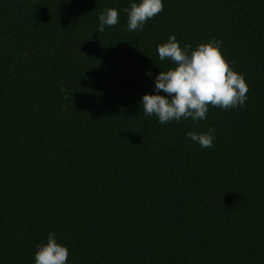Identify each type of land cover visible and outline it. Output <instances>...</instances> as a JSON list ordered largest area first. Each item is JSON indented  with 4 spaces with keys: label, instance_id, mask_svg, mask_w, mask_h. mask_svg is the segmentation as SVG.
<instances>
[{
    "label": "trees",
    "instance_id": "trees-1",
    "mask_svg": "<svg viewBox=\"0 0 264 264\" xmlns=\"http://www.w3.org/2000/svg\"><path fill=\"white\" fill-rule=\"evenodd\" d=\"M128 4L0 0V264H32L49 231L68 264H264V0H163L137 31ZM169 34L220 40L244 106L146 117ZM209 126L211 148L185 135Z\"/></svg>",
    "mask_w": 264,
    "mask_h": 264
},
{
    "label": "clouds",
    "instance_id": "clouds-1",
    "mask_svg": "<svg viewBox=\"0 0 264 264\" xmlns=\"http://www.w3.org/2000/svg\"><path fill=\"white\" fill-rule=\"evenodd\" d=\"M163 0H129L122 9L129 31L143 30L145 22L163 10ZM118 23V11L106 8L98 15L97 31ZM221 41L210 38L181 47L175 34L157 44V55L171 66L160 70L152 79L151 93L141 94L139 106L146 117L155 116L159 123L191 120L203 121L209 106L221 110L243 107L248 86L241 73L230 67L220 51ZM186 137L202 149L213 146L215 129L187 131ZM32 264H68V249L49 231L43 243H36Z\"/></svg>",
    "mask_w": 264,
    "mask_h": 264
}]
</instances>
